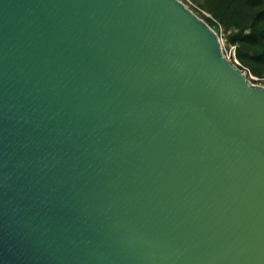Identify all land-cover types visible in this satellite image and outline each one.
<instances>
[{
    "label": "water",
    "instance_id": "95a60500",
    "mask_svg": "<svg viewBox=\"0 0 264 264\" xmlns=\"http://www.w3.org/2000/svg\"><path fill=\"white\" fill-rule=\"evenodd\" d=\"M0 264H264V87L180 0H0Z\"/></svg>",
    "mask_w": 264,
    "mask_h": 264
},
{
    "label": "trees",
    "instance_id": "16d2710c",
    "mask_svg": "<svg viewBox=\"0 0 264 264\" xmlns=\"http://www.w3.org/2000/svg\"><path fill=\"white\" fill-rule=\"evenodd\" d=\"M209 13L206 22L222 27L236 58L264 80V0H198Z\"/></svg>",
    "mask_w": 264,
    "mask_h": 264
},
{
    "label": "rangeland",
    "instance_id": "374dc122",
    "mask_svg": "<svg viewBox=\"0 0 264 264\" xmlns=\"http://www.w3.org/2000/svg\"><path fill=\"white\" fill-rule=\"evenodd\" d=\"M185 4L187 8H189L195 15L203 19L205 22L207 20V17H211V14H209L201 5L198 0H180ZM215 32L219 36V40L221 43L222 50L225 54V56L233 63H235V56H234V46H231L228 44L226 34L222 27L216 28L212 27ZM237 67L240 68L242 71H244V67L240 64H237ZM247 71V70H245ZM248 79L255 85L263 86L264 87V80L258 79L255 76H251L249 72H247Z\"/></svg>",
    "mask_w": 264,
    "mask_h": 264
},
{
    "label": "built area",
    "instance_id": "2783aa9c",
    "mask_svg": "<svg viewBox=\"0 0 264 264\" xmlns=\"http://www.w3.org/2000/svg\"><path fill=\"white\" fill-rule=\"evenodd\" d=\"M234 56H235V65L237 66V64H240V62H239V60L236 58V54H235V47H234ZM245 70H247V71H243V73H245L246 75H247V72H249V74L252 76V74H251V72L248 70V69H246V68H244Z\"/></svg>",
    "mask_w": 264,
    "mask_h": 264
}]
</instances>
